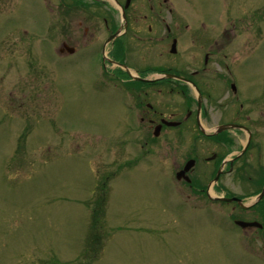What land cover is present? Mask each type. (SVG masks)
Instances as JSON below:
<instances>
[{
  "label": "rangeland",
  "instance_id": "1",
  "mask_svg": "<svg viewBox=\"0 0 264 264\" xmlns=\"http://www.w3.org/2000/svg\"><path fill=\"white\" fill-rule=\"evenodd\" d=\"M55 3L0 0V264H264L263 240L220 239L209 204L175 183L174 133L130 126L118 100H137L134 90L58 52L82 36L76 11ZM177 3L211 29L235 24L241 42L225 62L211 55L231 71L215 99L260 100L264 114V0ZM161 93L165 117L182 96Z\"/></svg>",
  "mask_w": 264,
  "mask_h": 264
},
{
  "label": "flooded vegetation",
  "instance_id": "2",
  "mask_svg": "<svg viewBox=\"0 0 264 264\" xmlns=\"http://www.w3.org/2000/svg\"><path fill=\"white\" fill-rule=\"evenodd\" d=\"M68 1L55 0L57 10L60 14L70 8L76 11L82 41L70 42L66 37L58 52H78L91 71L99 67L104 75L111 74L114 83L124 86L127 94L134 90L137 100L129 95L118 100L130 126L153 131L161 124L159 132L170 129L174 133L171 137L181 145L167 148L171 154L182 151V166H175L173 177L187 160H194L186 173L190 180L174 181H182L190 196L209 204L207 216L219 220L209 223L221 232L220 239H260L264 244V124L259 123L264 114L258 115L260 100L215 99L219 94L216 83L226 85L224 73H231L224 63L225 49L240 41L235 38V24L211 29L205 19L181 16L177 0ZM255 22L253 18L254 30ZM216 53L224 60L213 63L218 72L210 66L211 55ZM162 88L183 93L177 111L171 104L165 117L158 99ZM195 88L196 97L189 92Z\"/></svg>",
  "mask_w": 264,
  "mask_h": 264
},
{
  "label": "water",
  "instance_id": "3",
  "mask_svg": "<svg viewBox=\"0 0 264 264\" xmlns=\"http://www.w3.org/2000/svg\"><path fill=\"white\" fill-rule=\"evenodd\" d=\"M170 76H171V75H167V77H170ZM232 87H233V86H232ZM173 124H174V123H173ZM158 129H159V126H156V127L154 128V132H153L154 135H157V134H158V131H159ZM192 164H193V161H192V160L187 161V162L185 163L183 169L180 170V171L176 174V178L179 179L181 175H184V173H185L186 171L189 170V168L192 166ZM185 179H187V178H185Z\"/></svg>",
  "mask_w": 264,
  "mask_h": 264
}]
</instances>
